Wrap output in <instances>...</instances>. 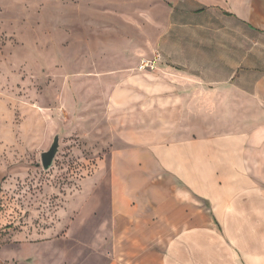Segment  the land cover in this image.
<instances>
[{
    "label": "crops",
    "instance_id": "obj_1",
    "mask_svg": "<svg viewBox=\"0 0 264 264\" xmlns=\"http://www.w3.org/2000/svg\"><path fill=\"white\" fill-rule=\"evenodd\" d=\"M137 3L107 175L60 229L105 212L107 264H264V0Z\"/></svg>",
    "mask_w": 264,
    "mask_h": 264
},
{
    "label": "rangeland",
    "instance_id": "obj_2",
    "mask_svg": "<svg viewBox=\"0 0 264 264\" xmlns=\"http://www.w3.org/2000/svg\"><path fill=\"white\" fill-rule=\"evenodd\" d=\"M137 1L0 0V264H107L105 212L60 228L107 175L109 83L140 46Z\"/></svg>",
    "mask_w": 264,
    "mask_h": 264
},
{
    "label": "water",
    "instance_id": "obj_3",
    "mask_svg": "<svg viewBox=\"0 0 264 264\" xmlns=\"http://www.w3.org/2000/svg\"><path fill=\"white\" fill-rule=\"evenodd\" d=\"M59 148V137L55 136L52 140V143L49 149L46 152H43L40 156V162L43 170H47L58 152Z\"/></svg>",
    "mask_w": 264,
    "mask_h": 264
},
{
    "label": "built area",
    "instance_id": "obj_4",
    "mask_svg": "<svg viewBox=\"0 0 264 264\" xmlns=\"http://www.w3.org/2000/svg\"><path fill=\"white\" fill-rule=\"evenodd\" d=\"M158 59H154V60H141L137 69L139 71H145V70H152L153 69V65L155 63V61H157Z\"/></svg>",
    "mask_w": 264,
    "mask_h": 264
}]
</instances>
